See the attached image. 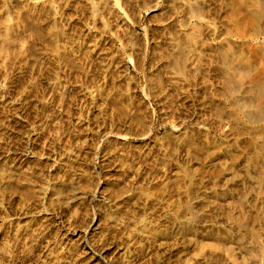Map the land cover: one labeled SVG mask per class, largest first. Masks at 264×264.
Wrapping results in <instances>:
<instances>
[{
    "label": "rangeland",
    "instance_id": "1",
    "mask_svg": "<svg viewBox=\"0 0 264 264\" xmlns=\"http://www.w3.org/2000/svg\"><path fill=\"white\" fill-rule=\"evenodd\" d=\"M106 1L0 0V35L11 22L12 41L23 35L29 44L6 57L12 61L0 54V264H264V157L257 151L264 122L247 124L264 115V98L240 108L222 95L224 27L216 41L207 27L194 33L191 58L201 73L177 75L168 0H122L124 19H140L122 43L99 27ZM149 3L155 7L147 11ZM180 12L181 20L185 7ZM105 38L112 43L101 47ZM242 41L232 51L243 59L236 63L251 64V80L262 81L264 35ZM248 82L234 98H243ZM217 106L241 118L242 133L227 137ZM143 174L151 176L147 192L132 196L134 204L122 199ZM136 205L150 209L148 226L168 231L157 252L125 249L131 231L122 225Z\"/></svg>",
    "mask_w": 264,
    "mask_h": 264
},
{
    "label": "bare ground",
    "instance_id": "2",
    "mask_svg": "<svg viewBox=\"0 0 264 264\" xmlns=\"http://www.w3.org/2000/svg\"><path fill=\"white\" fill-rule=\"evenodd\" d=\"M38 1V0H37ZM104 1V0H103ZM108 1V0H107ZM107 3L109 9L106 10L105 14V18L102 21V25L99 27H103L102 29L105 30L106 33H115V35L121 40L120 43H122V36H128L130 38H132L135 34H136V30L134 27V24L140 20L137 17V21L131 24L130 20H126L124 19V17L122 16V0H112V2ZM129 1V0H128ZM217 4L220 5L216 6L217 4H214V0H168V4L170 7V12H171V23L169 24V29H170V34H171V45H172V49L170 52V59L172 61V64L174 69L176 70V72L178 73L177 75H184L185 73L186 76L188 75V73H192L193 71H195L197 68V66L200 67L199 61H195L194 59L191 58V55L193 54L191 52V48L193 45V38L194 36H196V34L194 33H198V32H202L203 30L206 31V29H208L211 33V36L214 37L213 41L217 40L215 39V35L217 32V29H221L218 28V25L223 26L224 27V32L230 37L226 40V46L219 48L221 45H224L223 43L217 47V55H218V65H219V71L222 75H224L225 79H224V83L222 86V95L224 97H227L228 99H232L234 101V103H236L237 107H242V108H249L251 106H254L255 104H259L263 101L264 98V79H262L261 74L259 75L260 80L262 81H257L256 80H251V76L252 75V70L253 67L250 64H247L246 66L244 65H237L236 62L242 60L236 56V54L234 55L233 52L235 50L233 49H237L238 47V39L241 38V40H246L247 42L250 40H256L259 39L260 35H264V1L263 0H247L248 3L251 2L252 5L249 3H247L248 5L246 6L244 4H242V7H239L238 3L242 2L240 0V2L238 0H216ZM220 1V2H218ZM234 2V4H232ZM39 4V2H38ZM127 4V3H126ZM260 4V9L256 8V5ZM35 5V4H34ZM143 5V4H142ZM251 5V6H249ZM38 6V5H37ZM36 7V9H38ZM41 6V5H40ZM39 6V7H40ZM129 6V5H128ZM131 6V5H130ZM183 7H185V12H184V18L180 20L179 15H180V9ZM241 6V5H240ZM155 7V6H154ZM153 6L150 5V3L148 4L146 10H152L154 9ZM253 7H255L253 9ZM144 8V7H143ZM34 9V8H33ZM43 9V8H42ZM95 10V9H94ZM130 10V9H129ZM42 12V11H41ZM103 12V11H102ZM133 12V11H132ZM138 12V11H135ZM97 13V12H96ZM101 13V12H99ZM40 14V13H39ZM124 14V13H123ZM126 14V13H125ZM141 14V13H139ZM28 16V15H27ZM30 16V15H29ZM36 16V15H35ZM93 16V15H92ZM99 16V14H98ZM136 16V14H135ZM142 16V15H141ZM160 16V15H158ZM39 17V16H38ZM42 17V16H40ZM102 17V16H101ZM168 17V14H167ZM15 18V17H14ZM142 18V17H140ZM8 19V17H7ZM26 19V18H25ZM29 19V18H28ZM135 19V18H134ZM133 19V20H134ZM18 21V19H16ZM15 20V21H16ZM159 20V19H158ZM194 20V21H193ZM26 21V20H25ZM97 21V20H96ZM193 21V22H192ZM27 22V21H26ZM29 22V20H28ZM98 22V21H97ZM96 22V23H97ZM11 23V22H10ZM10 23H6L4 25L3 23V32L0 35V54L5 57V59L3 60H8V58H6L7 56L11 58V53L16 54L15 58L24 54L26 52V50H28V48L26 49V45H29L26 43V40H19L15 42L12 41V37H11V31L10 29L12 27H10ZM30 23V22H29ZM38 23V22H37ZM100 23V22H99ZM98 23V24H99ZM27 24V23H26ZM32 24V23H31ZM235 25L237 27V29L240 28V31H242V33L244 32V34L241 33V35L236 34L235 32H233V28L232 25ZM18 25V24H17ZM24 25V23H23ZM30 25V24H29ZM137 25V23H136ZM12 26V25H11ZM25 26V25H24ZM28 26V25H27ZM94 26H95V22H94ZM97 26V25H96ZM191 26V31L189 33L188 32L182 30V28L185 27H189ZM234 26V28H235ZM205 27H207L205 29ZM249 27H253V35L248 34L247 31ZM33 28V26H32ZM94 28V27H93ZM40 29H42L40 27ZM222 31V30H221ZM18 32V31H17ZM103 32V31H102ZM32 33V32H31ZM41 34L40 30H38V35ZM169 34V35H170ZM14 35V34H13ZM29 35V34H28ZM147 35V34H146ZM32 36V35H31ZM41 36V35H40ZM156 36V35H155ZM185 38H184V37ZM227 36V37H228ZM14 37V36H13ZM36 37V36H35ZM96 37V36H95ZM184 39H183V38ZM203 37V36H202ZM234 37L236 38L235 40ZM41 38V37H40ZM204 38V37H203ZM206 38V37H205ZM30 39V38H28ZM125 39V38H124ZM169 39V40H170ZM195 39V38H194ZM200 39V38H199ZM37 40V39H36ZM41 40V39H40ZM136 40V39H135ZM156 40V39H155ZM167 40V39H166ZM31 41V40H30ZM34 41V40H33ZM93 41V40H92ZM115 41V40H114ZM119 41V40H118ZM198 41V40H197ZM210 41V39H209ZM246 41H242L246 42ZM258 41V40H257ZM261 41V40H260ZM109 39L105 38L102 42V46H106L109 44ZM131 41H128V44ZM140 42V41H139ZM202 42V41H201ZM241 42V41H240ZM263 42V41H262ZM36 43V42H35ZM112 43V42H110ZM132 43H134L132 41ZM136 43V42H135ZM138 43V42H137ZM250 43V42H249ZM248 43V44H249ZM255 43V42H254ZM260 43V42H259ZM126 44V43H125ZM142 44V43H141ZM257 44V42H256ZM264 44V43H263ZM120 45V44H119ZM130 45V44H129ZM128 45V46H129ZM144 45V43H143ZM170 45V43H169ZM170 45V46H171ZM202 45V44H201ZM200 45V46H201ZM35 46V44H34ZM142 46V45H141ZM147 46V45H146ZM163 46V45H162ZM249 46V45H248ZM131 47V46H130ZM133 47V46H132ZM131 47V48H132ZM140 47V45H139ZM250 47V46H249ZM260 47V46H259ZM155 48V47H154ZM160 48V47H159ZM133 49L135 50V48L133 47ZM133 49H131L133 51ZM170 49V48H169ZM207 49V48H206ZM259 49V48H258ZM128 50V49H127ZM202 50V49H201ZM200 50V51H201ZM99 51V50H98ZM131 51V52H132ZM147 51V50H146ZM156 51V50H154ZM199 51V52H200ZM207 51V50H206ZM233 51V52H232ZM259 51H261V49H259ZM102 52V51H100ZM122 52V51H121ZM137 52V51H136ZM141 52V51H140ZM203 52V51H202ZM237 53V51H235ZM28 53V52H27ZM135 53V52H133ZM139 53V52H138ZM216 53V52H215ZM264 53V45H263V52ZM261 53V54H262ZM132 55V53H130ZM0 55V56H1ZM10 55V56H9ZM138 55V54H137ZM242 55V54H240ZM244 55V54H243ZM242 55V57H243ZM13 56V54H12ZM33 56V55H32ZM143 56V55H142ZM193 56V55H192ZM239 56V55H238ZM112 57V56H111ZM9 58V59H10ZM13 58V57H12ZM22 58V56H21ZM24 58V57H23ZM28 58V57H26ZM140 58V57H139ZM198 58V57H197ZM245 58V57H244ZM103 59V58H102ZM202 59V58H201ZM14 59L8 60V61H12ZM107 60V59H106ZM141 60V59H140ZM200 60V59H199ZM26 61V60H25ZM97 61V60H96ZM28 62V60H27ZM215 62V60H214ZM213 61L210 62L213 65L214 63ZM29 63V62H28ZM209 63V62H207ZM254 64V63H253ZM202 66V65H201ZM205 66V65H204ZM206 66L208 67L209 64H206ZM198 67V68H199ZM172 68V66H171ZM256 70V69H255ZM197 71V70H196ZM199 71V70H198ZM197 71V72H198ZM202 71V69H201ZM199 73H201L199 71ZM203 74V73H202ZM193 75V73H192ZM199 75V74H198ZM207 73H204L203 76H206ZM256 75V74H255ZM254 75V77H255ZM190 76V75H189ZM201 76V75H200ZM193 77V76H192ZM257 77V76H256ZM255 77V78H256ZM188 78V77H187ZM190 78V77H189ZM162 79V78H161ZM199 79V78H198ZM202 79V78H201ZM163 80V79H162ZM182 80V79H181ZM204 80V78L202 79ZM207 80V79H206ZM205 80V81H206ZM166 81V80H164ZM164 81H160L158 82L159 88L162 90L164 88ZM251 81V82H248ZM190 82V81H189ZM248 84V90L247 92H245V95L243 96L242 99L239 98H234L238 88L240 86H243L245 83ZM169 82L167 81V84ZM172 83V82H170ZM167 87V85H166ZM187 87V86H186ZM158 94V93H157ZM178 97V96H177ZM229 103H232L231 101ZM217 104H215L216 106ZM223 105V104H221ZM224 106V105H223ZM232 106V105H231ZM217 108V111L219 112V116L223 117L226 116L224 115V113L226 112V109L222 106H217L215 107ZM264 109V108H263ZM261 113V112H260ZM236 113L234 112V115L231 114L230 116H226V119H221L220 120V124L221 126H223L224 131L227 133V137H232L234 135H239L240 131V127L243 125L240 124L239 119L236 115ZM248 116V115H247ZM254 116V115H253ZM250 116L248 117V120L250 123L247 124H261L262 122H264V115H260L258 114V117L254 118ZM173 122V121H172ZM244 124V122H242ZM246 124V123H245ZM172 125V124H171ZM168 126V125H167ZM177 126V125H176ZM164 127V126H163ZM175 127V126H174ZM180 127V126H178ZM219 127V126H218ZM248 128V127H247ZM246 128V129H247ZM255 128V127H253ZM252 128V129H253ZM257 128V127H256ZM245 129V128H243ZM160 130V128H159ZM222 130V129H221ZM249 130V129H247ZM254 131H257L256 129H253ZM242 133V132H241ZM157 134V133H156ZM179 135V133L177 134ZM177 135H174L177 137ZM226 135V134H225ZM255 135V134H254ZM251 136V135H250ZM256 136V135H255ZM258 136V135H257ZM172 137V136H171ZM170 137V138H171ZM225 137V136H224ZM249 137V136H248ZM173 141L175 140V137H172ZM171 138V139H172ZM264 138V137H263ZM179 139V137H178ZM180 142L182 141L181 138L179 139ZM172 141V140H171ZM199 141V140H198ZM170 142V141H169ZM195 142H193L194 144ZM188 144V143H187ZM191 145V143H190ZM203 145V144H202ZM183 146V145H182ZM257 149V148H256ZM173 150V149H172ZM209 150V148H208ZM214 150V149H213ZM258 151V155L264 157V145L258 147L257 149ZM208 153V152H207ZM213 153V152H211ZM215 153V152H214ZM260 153V154H259ZM193 154V153H192ZM207 155V154H206ZM264 162V159H263ZM264 167V166H263ZM166 172V171H165ZM153 173V172H152ZM155 174V172H154ZM143 176H145L143 174ZM168 176V175H167ZM149 177L146 175L145 177H141L142 180H139L138 183L133 186L130 187L133 190H129L128 188L123 189L122 190V199H125L127 201H130L132 199V196L137 197L138 194H140L139 192L142 191L144 189V187L149 183ZM152 181V180H151ZM157 182V181H156ZM261 183H262V179H261ZM166 184V183H165ZM164 185V184H163ZM156 187V186H155ZM148 189V188H147ZM145 190V189H144ZM146 191V190H145ZM147 192V191H146ZM145 192V193H146ZM133 194V195H132ZM151 197V196H150ZM138 198V197H137ZM140 199V198H139ZM137 199V200H139ZM136 200V198H135ZM134 200V201H135ZM144 200V199H143ZM133 201V200H131ZM133 201V204H134ZM136 202V201H135ZM140 202V201H139ZM137 203V202H136ZM135 203V204H136ZM141 203V202H140ZM139 204V203H138ZM133 206V205H132ZM151 207V206H150ZM127 210V209H126ZM150 210V209H149ZM147 206H140V205H136L135 207L132 208L131 212V216L128 219V221H124L122 220L123 224L122 225L124 228H127L128 230L131 231V235L128 236V245L127 247H125V249L127 248L126 251H134L137 249V251L139 250V252H141V254H144L143 252L146 251L147 249H154V251H158L161 247L162 244H165L164 241L167 240L168 237V231L163 232L162 229L160 228V226H157V228H155V225L157 224L155 222V225L153 226V222H152V226H148V222L145 218L147 211H149ZM242 210V209H241ZM167 211V210H166ZM127 212V211H126ZM129 212V213H130ZM128 213V215H129ZM150 213V212H149ZM229 215H231L230 213H228ZM127 215V217H128ZM123 216V215H122ZM150 217V216H149ZM168 217V216H167ZM124 218V217H123ZM239 224L241 228H246L247 229V221L246 219L243 217V214H241V216L239 218ZM125 220H126V214H125ZM163 220V219H161ZM160 220V222H161ZM174 220V219H172ZM150 221V220H149ZM152 221V220H151ZM165 221V220H164ZM176 221V219H175ZM175 221H171V220H167L166 222H164L168 228H170L171 226L175 225ZM164 223H161L164 225ZM160 224V223H158ZM162 225V226H163ZM161 229V230H160ZM164 230V229H163ZM253 230V229H252ZM127 233V232H126ZM251 236L253 237V239H257L258 238V234L256 233V231H250ZM128 235V234H127ZM169 238V237H168ZM125 239V238H124ZM127 239H125L126 242ZM253 242V241H252ZM169 243V242H168ZM171 243V242H170ZM174 243V242H173ZM166 245V244H165ZM170 246V245H168ZM173 246V245H172ZM163 247V246H162ZM166 247V246H165ZM260 248V245L258 246ZM162 249V248H161ZM163 250V249H162ZM162 250H160L162 252ZM262 253H264V249L261 247L260 248ZM172 251V250H171ZM167 252V251H165ZM164 252V253H165ZM136 254H138L136 252ZM140 254V253H139ZM158 254V253H157ZM156 255V254H155ZM154 255V256H155Z\"/></svg>",
    "mask_w": 264,
    "mask_h": 264
}]
</instances>
